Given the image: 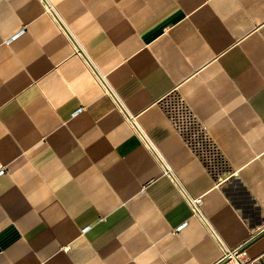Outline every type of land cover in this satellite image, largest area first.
Returning <instances> with one entry per match:
<instances>
[{
    "label": "crops",
    "instance_id": "crops-1",
    "mask_svg": "<svg viewBox=\"0 0 264 264\" xmlns=\"http://www.w3.org/2000/svg\"><path fill=\"white\" fill-rule=\"evenodd\" d=\"M0 172V264L264 255V0H0Z\"/></svg>",
    "mask_w": 264,
    "mask_h": 264
},
{
    "label": "built area",
    "instance_id": "built-area-1",
    "mask_svg": "<svg viewBox=\"0 0 264 264\" xmlns=\"http://www.w3.org/2000/svg\"><path fill=\"white\" fill-rule=\"evenodd\" d=\"M47 5L46 10L49 13L51 11L57 14L53 5L49 3H47ZM106 91L110 94L112 89L107 85ZM160 105L174 128H176L177 131L185 138L186 143L189 145L195 156L201 159L209 168L217 172L219 165L217 164L216 159H214L212 149L215 148L217 151L218 149L214 143H211L209 137L205 133V130L201 127L197 118L190 111V108L187 106L185 100L181 96L176 95L175 91H172L164 96V98L160 101ZM130 121L134 125L135 129L143 135L142 130L138 126L136 116H130ZM161 161L163 162L164 175L172 176V168L164 160ZM189 202L194 208L195 214L203 216L200 207L201 198H192ZM221 247L224 254L222 262H232L233 260V264H264V255L256 258L244 259L243 257L241 258L242 255L239 253L238 249L229 250L223 245Z\"/></svg>",
    "mask_w": 264,
    "mask_h": 264
},
{
    "label": "rangeland",
    "instance_id": "rangeland-1",
    "mask_svg": "<svg viewBox=\"0 0 264 264\" xmlns=\"http://www.w3.org/2000/svg\"><path fill=\"white\" fill-rule=\"evenodd\" d=\"M212 154H214V159H216L217 164L219 165V173L225 175V177H233V174L231 173V171L229 172L223 159H221L219 152L215 148L212 149Z\"/></svg>",
    "mask_w": 264,
    "mask_h": 264
}]
</instances>
